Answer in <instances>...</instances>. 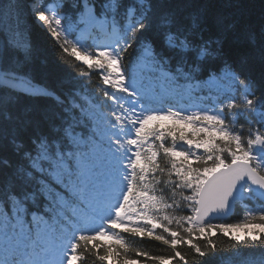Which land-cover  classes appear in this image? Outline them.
<instances>
[{
  "label": "snow or ice",
  "instance_id": "snow-or-ice-1",
  "mask_svg": "<svg viewBox=\"0 0 264 264\" xmlns=\"http://www.w3.org/2000/svg\"><path fill=\"white\" fill-rule=\"evenodd\" d=\"M28 10L77 76L99 79L63 94L38 82L25 7L0 0V151L12 152L0 157V264H205L218 234L264 248V131L252 127L264 125V94L245 75L264 62V22L237 31L190 0H32ZM229 39L248 48L238 61ZM37 98L54 105L24 102ZM237 203L243 219L214 222Z\"/></svg>",
  "mask_w": 264,
  "mask_h": 264
},
{
  "label": "trees",
  "instance_id": "trees-1",
  "mask_svg": "<svg viewBox=\"0 0 264 264\" xmlns=\"http://www.w3.org/2000/svg\"><path fill=\"white\" fill-rule=\"evenodd\" d=\"M32 0H20V3L25 7V25H26V38L30 41L33 49V60L30 65L33 68V75L35 79L55 90L59 94H63L72 87H79L87 85L88 87L94 86L99 77L93 73L90 78L79 77L76 75V69L72 68L69 63L72 58L63 54L56 45V42L48 34L40 22H38L31 12L28 10ZM47 3V0H44ZM66 4L70 5L71 0H65ZM127 2V0H126ZM173 2H180V0H173ZM193 5H205L210 14L223 13L230 15L232 19L237 21V31L242 29L245 25L259 29L262 22H264V0H190ZM69 8H65V12H69ZM3 34H0V40H4ZM159 47V44H158ZM225 50L228 56L238 61L240 56L248 51L246 45L233 43L231 39L226 42ZM174 63V62H173ZM218 67V65H212ZM245 75L250 77L256 84V95L264 94V62H261L257 57L251 60L245 66ZM207 67L201 74V78H206ZM25 103L35 104L38 108H47L53 106L54 102L50 99L37 98L35 100L26 99ZM227 116V111H225ZM239 124H244V135H247L248 125L245 123L243 117L240 118ZM253 129L259 128L264 131V125L254 123ZM25 140L27 138L25 137ZM12 157L11 149L7 151H0V157ZM14 158V157H13ZM245 208L241 204L235 205L234 213L225 221L215 223L234 224L244 217ZM181 214V213H177ZM182 214H187L182 213ZM131 239V238H129ZM136 247H143L149 250L153 255H167L169 250H166L163 245L154 241H144L141 243L139 240L131 241ZM216 242L220 246V251L214 257L205 258V264H233L234 260L246 258L249 261L258 262L264 258V248L259 246H237L231 248L229 245L232 243L227 237L217 235ZM201 243H203L201 241ZM238 249V250H237ZM182 251H190L187 248L181 249ZM191 259V256H189ZM85 264H92V258L89 257Z\"/></svg>",
  "mask_w": 264,
  "mask_h": 264
},
{
  "label": "water",
  "instance_id": "water-1",
  "mask_svg": "<svg viewBox=\"0 0 264 264\" xmlns=\"http://www.w3.org/2000/svg\"><path fill=\"white\" fill-rule=\"evenodd\" d=\"M233 212H234V209H233V211L226 217V218H224V219H220V220H218V221H224V220H226L229 216H231L232 214H233Z\"/></svg>",
  "mask_w": 264,
  "mask_h": 264
},
{
  "label": "rangeland",
  "instance_id": "rangeland-1",
  "mask_svg": "<svg viewBox=\"0 0 264 264\" xmlns=\"http://www.w3.org/2000/svg\"><path fill=\"white\" fill-rule=\"evenodd\" d=\"M38 22H39V21H38ZM40 23H41V22H40ZM41 24H42V23H41ZM239 234H241V235H242V234H243V231H242V230H240V231H239Z\"/></svg>",
  "mask_w": 264,
  "mask_h": 264
}]
</instances>
